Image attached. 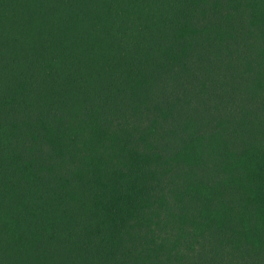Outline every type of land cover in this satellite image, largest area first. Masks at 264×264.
Segmentation results:
<instances>
[{"label": "trees", "instance_id": "16d2710c", "mask_svg": "<svg viewBox=\"0 0 264 264\" xmlns=\"http://www.w3.org/2000/svg\"><path fill=\"white\" fill-rule=\"evenodd\" d=\"M0 264H264V0H0Z\"/></svg>", "mask_w": 264, "mask_h": 264}]
</instances>
